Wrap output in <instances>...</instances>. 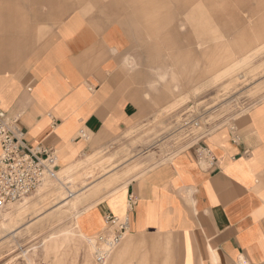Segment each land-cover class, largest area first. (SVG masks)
I'll return each mask as SVG.
<instances>
[{
	"label": "crops",
	"instance_id": "0c3cea01",
	"mask_svg": "<svg viewBox=\"0 0 264 264\" xmlns=\"http://www.w3.org/2000/svg\"><path fill=\"white\" fill-rule=\"evenodd\" d=\"M130 44L121 24L74 11L36 52V0H0V114L19 116L30 147L53 148L73 163L91 142L121 134L150 110L122 70ZM233 126L197 142L215 156L213 167L189 147L84 213L81 236L91 243L107 215H127L132 235H176L181 264H264V99ZM133 246L125 239L106 264H120Z\"/></svg>",
	"mask_w": 264,
	"mask_h": 264
},
{
	"label": "rangeland",
	"instance_id": "374dc122",
	"mask_svg": "<svg viewBox=\"0 0 264 264\" xmlns=\"http://www.w3.org/2000/svg\"><path fill=\"white\" fill-rule=\"evenodd\" d=\"M58 3L36 0V52L74 11L121 24L131 40L123 73L150 110L121 134L91 142L73 163L59 160L53 176L0 210V264H97V241L79 231L84 213L264 99V0ZM135 15L138 24L130 22ZM177 19L184 26L171 24ZM199 42L208 51L201 53ZM189 108L201 116L195 134L180 130ZM127 238L134 246L120 264H181L180 240L172 233L128 232L113 250Z\"/></svg>",
	"mask_w": 264,
	"mask_h": 264
},
{
	"label": "built area",
	"instance_id": "2783aa9c",
	"mask_svg": "<svg viewBox=\"0 0 264 264\" xmlns=\"http://www.w3.org/2000/svg\"><path fill=\"white\" fill-rule=\"evenodd\" d=\"M201 126V116H195L193 108L187 109L180 130L185 129L188 133L195 134L194 130ZM231 128L235 130L233 125ZM207 133L200 135L194 146L197 160L210 168L215 165V156L207 147L197 145L198 140ZM238 138L239 135L234 134V139ZM58 168L59 157L56 150L30 147L25 142V131L19 124V116L8 117L0 114V210L31 194L45 178L53 176ZM129 202L131 206L132 195ZM128 231L127 215H107L105 227L94 237L98 245L95 249L97 264L106 262L110 251L122 241Z\"/></svg>",
	"mask_w": 264,
	"mask_h": 264
},
{
	"label": "bare ground",
	"instance_id": "6f19581e",
	"mask_svg": "<svg viewBox=\"0 0 264 264\" xmlns=\"http://www.w3.org/2000/svg\"><path fill=\"white\" fill-rule=\"evenodd\" d=\"M49 178H50V177L45 178V179L42 181V183H43L45 180L49 179ZM42 183H41V184H42ZM41 184H40V185H41ZM69 184H71V183H69ZM69 184H68V185H69ZM40 185H39V186H40ZM115 194H116V193H115ZM11 204H14V203H11ZM11 204H9V205H11ZM3 217H5V216H3ZM3 217H2V218H3ZM104 264H105V263H104Z\"/></svg>",
	"mask_w": 264,
	"mask_h": 264
}]
</instances>
